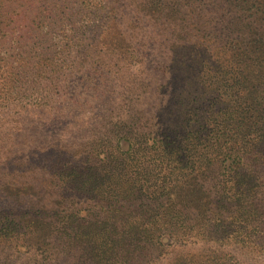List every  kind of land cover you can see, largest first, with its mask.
Listing matches in <instances>:
<instances>
[{
	"label": "trees",
	"instance_id": "obj_1",
	"mask_svg": "<svg viewBox=\"0 0 264 264\" xmlns=\"http://www.w3.org/2000/svg\"><path fill=\"white\" fill-rule=\"evenodd\" d=\"M92 103L79 146L22 132ZM0 143V264L263 253L264 0H0ZM15 176H53L61 207L13 203Z\"/></svg>",
	"mask_w": 264,
	"mask_h": 264
},
{
	"label": "rangeland",
	"instance_id": "obj_2",
	"mask_svg": "<svg viewBox=\"0 0 264 264\" xmlns=\"http://www.w3.org/2000/svg\"><path fill=\"white\" fill-rule=\"evenodd\" d=\"M78 80L79 79L76 78L77 85H79ZM73 86H76V83L73 84ZM105 105L106 104L92 103L86 107L79 108L81 112L78 111L77 108H74L72 110L74 119L73 117H71L69 120H73V122L70 121L69 123H55L48 120L49 117L46 113L42 114L36 111L29 110L25 115L30 116V120L26 123L27 126H30L27 128V130H23L22 132L28 133V135L26 134V137H32V140L28 142L30 143L31 147L39 146L41 148H48L53 145L51 142L56 141L57 139H55L53 136H47V134L45 133L47 130L55 132L57 134L56 136L62 139V144H68L72 142V145L79 146V144L82 143L81 139L84 140L86 138V134L88 135V131L95 128L92 126L98 124L97 119L99 115L101 114L104 116L102 111L105 109ZM76 110L78 111L77 113ZM44 112H47V110H45ZM39 118H42L44 120L38 121ZM70 132L71 135L69 136L68 133ZM67 135L69 137H67ZM126 145L127 142L122 141L120 147L125 148ZM17 147V145H14V148ZM32 172L33 173H30L32 174L30 175V179L31 181L35 182L32 177L34 175L35 177L39 176L38 174L36 175V172ZM28 175L29 174H26L27 177ZM19 177L21 179L23 178V176ZM52 179H54L53 176H42L40 177V181H38L39 184L30 186L27 181L24 183H18L16 178L14 185L8 186V189L17 187L16 189H12L13 192L17 191L16 196L12 197L13 203L16 201L26 207L30 205L31 201H37L38 198L35 197L38 196L41 197L42 202L45 203V205L48 204L50 206H54L50 207L46 205L48 208L59 209V207L61 206L58 205V199H56V196L53 195L55 190V182ZM214 182H218V180ZM37 185L39 186L37 187ZM2 189H4L3 185L0 188V208L7 206V202H9L8 197L10 196L8 194V190L6 193H4L7 197L5 198L4 194L1 193ZM85 203L86 202L84 200H81V205H85ZM164 249L165 254H163L159 258L154 257L152 259V263L150 264H264V252L260 254L255 252L251 253L248 251H241L238 247L235 246H218L214 243L202 242L199 240L193 243L188 242L184 245L178 244L173 247H164Z\"/></svg>",
	"mask_w": 264,
	"mask_h": 264
}]
</instances>
